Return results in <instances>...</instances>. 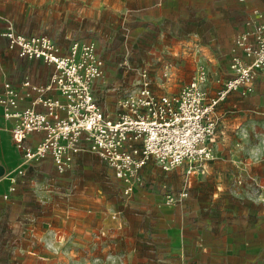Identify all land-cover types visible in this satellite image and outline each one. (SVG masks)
Returning a JSON list of instances; mask_svg holds the SVG:
<instances>
[{"label": "crops", "instance_id": "obj_1", "mask_svg": "<svg viewBox=\"0 0 264 264\" xmlns=\"http://www.w3.org/2000/svg\"><path fill=\"white\" fill-rule=\"evenodd\" d=\"M176 2L177 0H0V93L4 91V84L9 82L19 92V108H33L39 112L47 111L43 105L47 99L65 101L59 90L47 88L56 71L53 65L38 59L20 57L17 51L9 49L4 33L10 25L24 35H48L57 44L60 53L68 55L75 42L95 46L101 42V34L105 37L111 35L114 20L124 24L129 19H134V25L162 22L169 18L171 10H176ZM247 11L248 16L244 15L243 19L247 21L246 31H250L264 18V0H250ZM231 76L232 71L226 79ZM109 77L105 74L94 83V95L100 106L98 88L109 85ZM205 87L211 94L220 88L212 92L208 83ZM109 100L114 103L116 96L111 94ZM3 113L4 107L0 105V226L10 222L9 205L18 202L16 195L22 193L20 184L30 183L28 193L31 201L47 205L50 193L48 173L50 169L54 174L57 173L49 157L34 161L22 157L11 138V129L17 119L5 118ZM109 116L113 119L117 117ZM215 117L218 126L216 140L212 145L214 156L209 161L208 168L204 166V169H193L197 180L194 186L199 187V183H202L203 186H213V190L191 194L184 189V192L169 201L173 207L165 209L162 204H157L166 223L163 233L166 241L163 247L172 257L169 264L264 262V74L259 73L250 87L232 92L216 108ZM42 137L43 133H35L29 141L33 144ZM85 157L93 159L98 156L84 152L77 154L75 159ZM28 164L37 166L34 172L40 174L38 180L28 181L20 176L21 168ZM257 185L259 188H256ZM230 202L240 203L241 208H245L244 204L248 205V212L237 213L224 206L221 210L231 213L234 220L225 218L222 224H212L206 229L201 221V213L205 215L217 212L218 205ZM189 203L194 205L192 210ZM258 208L263 211L260 212ZM32 214L29 215L32 217ZM17 218L18 215L15 222ZM37 218L45 223L40 227L39 236L42 249L46 252L38 253L28 248L30 256L22 264H29V260H40V264H59L65 215L59 212L51 215V221H56L54 226H50V215L47 212ZM113 218L117 221V217L106 215L108 225L104 222L101 226L86 229L98 237L97 240L90 241L88 247L102 250L113 247L115 242L100 239L102 235L112 236L109 224L113 222ZM77 222L74 219L71 224L76 225ZM8 242L0 238V246H6L7 251L27 249ZM49 250L57 253L51 261L47 253ZM136 262H139V258Z\"/></svg>", "mask_w": 264, "mask_h": 264}, {"label": "rangeland", "instance_id": "obj_2", "mask_svg": "<svg viewBox=\"0 0 264 264\" xmlns=\"http://www.w3.org/2000/svg\"><path fill=\"white\" fill-rule=\"evenodd\" d=\"M249 5L250 0H177L176 10H171L169 18L157 24L134 25V19L120 24L114 20L113 33L106 37L101 34V42L94 43L105 62V74L110 76L109 85L98 88L97 98L102 109L114 116L126 112L125 102L137 93L138 85L144 80L149 81L157 95L179 93L200 67L209 73L208 87L214 92L230 76L234 58L243 55L236 40L246 31L247 21L243 16H248ZM111 94L116 96L114 103L109 100ZM209 161L201 160L193 167L208 168ZM36 168L35 164H28L21 168L20 176L28 181L38 180L40 174L34 172ZM187 168L183 164L166 172L150 158L133 190L127 192V184L117 179L99 157L74 159L64 172L56 169L57 176L50 169L47 205L31 201L30 183L20 184L22 193L16 195L17 203L9 205L10 222L0 226V238L27 249L7 251L6 246H0V264H22L30 256L28 248L46 252L39 236L40 227L45 223L37 218L46 212L50 215V226L56 224L55 220L51 221V215L57 212L65 215L59 264H169L172 257L163 247L166 223L157 204L165 209L173 207L169 201L184 189L191 194L213 190V186L202 183L194 186L197 180L193 172L186 173ZM193 206L189 203L191 210ZM224 206L237 213L248 212L246 204L241 208L240 203H222L217 206V212L201 213L206 229L212 224H222L225 218L234 220L231 213L221 210ZM106 215L117 217V221L113 218L109 224L112 236L102 235L100 239L115 244L108 250L91 249L87 244L98 237L86 229L104 222L108 225ZM74 219L78 224H71ZM47 253L50 261L57 254L55 250ZM39 261L29 260V264H40Z\"/></svg>", "mask_w": 264, "mask_h": 264}, {"label": "built area", "instance_id": "obj_3", "mask_svg": "<svg viewBox=\"0 0 264 264\" xmlns=\"http://www.w3.org/2000/svg\"><path fill=\"white\" fill-rule=\"evenodd\" d=\"M8 47L20 57L38 59L55 67L48 89L59 90L65 101L47 99L45 112L19 108V92L6 82L0 93L3 116L17 119L12 142L28 161L51 158L62 173L77 154L92 153L132 191L150 158L166 172L187 164L193 172L201 160H211L218 122L216 108L235 91L250 87L264 74V18L236 40L243 56L231 63L232 76L211 94L205 87L209 73L199 68L181 92L157 95L144 80L115 119L107 115L94 95V83L105 75V62L90 43H73L68 55L46 34L24 35L10 25ZM63 114V115H62ZM35 133L43 137L30 143ZM184 194H182L183 196Z\"/></svg>", "mask_w": 264, "mask_h": 264}]
</instances>
